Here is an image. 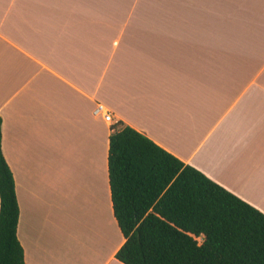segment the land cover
<instances>
[{
	"label": "crops",
	"instance_id": "crops-1",
	"mask_svg": "<svg viewBox=\"0 0 264 264\" xmlns=\"http://www.w3.org/2000/svg\"><path fill=\"white\" fill-rule=\"evenodd\" d=\"M0 121L26 264H123L117 121L264 213V0H0Z\"/></svg>",
	"mask_w": 264,
	"mask_h": 264
},
{
	"label": "trees",
	"instance_id": "trees-1",
	"mask_svg": "<svg viewBox=\"0 0 264 264\" xmlns=\"http://www.w3.org/2000/svg\"><path fill=\"white\" fill-rule=\"evenodd\" d=\"M1 137L0 121V264H26ZM107 170L123 264H264V213L121 121Z\"/></svg>",
	"mask_w": 264,
	"mask_h": 264
},
{
	"label": "rangeland",
	"instance_id": "rangeland-1",
	"mask_svg": "<svg viewBox=\"0 0 264 264\" xmlns=\"http://www.w3.org/2000/svg\"><path fill=\"white\" fill-rule=\"evenodd\" d=\"M68 191H69L68 192V197L71 199L72 192L70 190H68ZM72 209H73V203H71L70 200H67V203H65V200L63 199V197H61V199L58 200L57 203H55L54 200H52L50 202V206H49L48 213L51 216L54 215V214L55 215H58L55 212V210H56L57 213H59V215L61 216L62 220H65L66 221V219H67V221H68V220H71L72 217H77V215H78V212L76 214L75 211L72 210ZM79 210H80V208H79ZM75 220H77V219H74V221ZM98 222H99V220H98Z\"/></svg>",
	"mask_w": 264,
	"mask_h": 264
},
{
	"label": "built area",
	"instance_id": "built-area-1",
	"mask_svg": "<svg viewBox=\"0 0 264 264\" xmlns=\"http://www.w3.org/2000/svg\"><path fill=\"white\" fill-rule=\"evenodd\" d=\"M95 113H100L104 120L111 122L112 121V117L110 115V113L108 111H106V109L103 107V105L99 104L98 107L94 110Z\"/></svg>",
	"mask_w": 264,
	"mask_h": 264
}]
</instances>
